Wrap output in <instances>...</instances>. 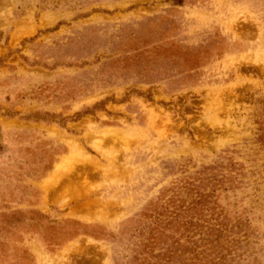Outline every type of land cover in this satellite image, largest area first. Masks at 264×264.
<instances>
[{
	"label": "rangeland",
	"instance_id": "374dc122",
	"mask_svg": "<svg viewBox=\"0 0 264 264\" xmlns=\"http://www.w3.org/2000/svg\"><path fill=\"white\" fill-rule=\"evenodd\" d=\"M0 264H264V0H0Z\"/></svg>",
	"mask_w": 264,
	"mask_h": 264
}]
</instances>
